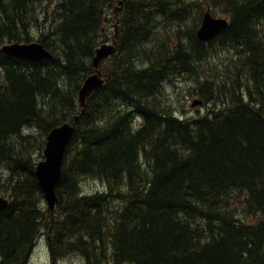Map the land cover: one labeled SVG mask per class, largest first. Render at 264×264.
Here are the masks:
<instances>
[{
  "label": "trees",
  "instance_id": "obj_1",
  "mask_svg": "<svg viewBox=\"0 0 264 264\" xmlns=\"http://www.w3.org/2000/svg\"><path fill=\"white\" fill-rule=\"evenodd\" d=\"M46 1L0 0V188L10 201L0 210V264H28L44 231L56 260L264 264V0H123L118 11L121 0H58L34 35ZM208 7L230 25L203 42ZM161 22L181 30L164 37ZM109 26L118 50L83 114L79 90ZM36 40L53 59L2 53ZM218 50L235 56L214 66ZM184 74L199 83L205 115L181 119L162 105L164 82ZM65 122L76 131L51 214L35 170ZM88 179L105 189L85 193Z\"/></svg>",
  "mask_w": 264,
  "mask_h": 264
},
{
  "label": "water",
  "instance_id": "obj_2",
  "mask_svg": "<svg viewBox=\"0 0 264 264\" xmlns=\"http://www.w3.org/2000/svg\"><path fill=\"white\" fill-rule=\"evenodd\" d=\"M120 7L118 10L123 8V0L120 1ZM230 22L227 18H216L212 14V10L209 7L204 14L201 26L197 31V37L200 41L208 42L220 33L228 29ZM117 32L116 37L112 43L102 44L97 50L93 57V66L95 72L88 76L83 82L79 90V101L83 108V114L86 111L87 101L97 91H99L104 83L102 72L100 70L101 63L114 55L118 50L117 44ZM2 53L8 57L28 60L32 62H41L45 60L53 59L54 55L51 51L47 50L43 44L39 42L32 43H10L5 44L1 48ZM201 100H196L193 103V107L201 105ZM79 121V116L75 118V122ZM76 127L72 122H65L59 126L53 128L47 136L46 147L44 150V159L40 161L35 170L36 177L39 184L44 191L45 201L48 208L53 214L58 206L60 200L57 195V187L61 181L63 174L64 157L67 147L74 136ZM10 201L4 196H0V210H5L9 207Z\"/></svg>",
  "mask_w": 264,
  "mask_h": 264
},
{
  "label": "rangeland",
  "instance_id": "obj_3",
  "mask_svg": "<svg viewBox=\"0 0 264 264\" xmlns=\"http://www.w3.org/2000/svg\"><path fill=\"white\" fill-rule=\"evenodd\" d=\"M58 6V0H48L43 2L38 7L40 26H35L33 29L34 35H38L41 30H44V25L49 27L51 25L52 15L56 11ZM212 13L216 18L226 17L217 9H212ZM49 19V20H48ZM48 21L47 23H44ZM158 27V32H160L164 37L170 36L173 38L177 31H180L178 27V23H167L161 22ZM190 29L189 23L184 25V31L188 32ZM114 39V30L111 26L108 28V32L104 35L102 41L103 43H111ZM37 42V40H36ZM101 43V44H103ZM100 44V45H101ZM235 54L228 53L227 51L218 50L214 54V58L211 60L212 65L218 66L222 65ZM1 72V69H0ZM206 75L214 76V70H205ZM208 76H204L206 80ZM1 83V78H0ZM198 82L194 77L188 76L186 74L180 76H174L171 79L167 80L163 84L162 94L160 95V100L162 105H166L172 109V112L180 117L181 119H191L193 117H197L199 115H205L209 110V105L203 103L201 105L193 107V103L196 100H203L200 96L195 94L196 88L198 87ZM139 119L136 120V124H139ZM25 134L27 133H35L33 129L25 130ZM44 157H41L39 160L42 161ZM38 162V163H39ZM82 189L85 193H92L96 191H101L105 189V184L99 180L88 179L82 183ZM0 196H4L8 198V196L2 193L0 188ZM45 206L47 209L48 205L45 201ZM47 235V232L44 231ZM45 235V236H46ZM29 264H53V260L51 259L49 245L46 241V237L40 236L38 241L36 242L34 249L30 255ZM56 264H85L84 259L77 254L68 256L66 258H61L57 260Z\"/></svg>",
  "mask_w": 264,
  "mask_h": 264
},
{
  "label": "flooded vegetation",
  "instance_id": "obj_4",
  "mask_svg": "<svg viewBox=\"0 0 264 264\" xmlns=\"http://www.w3.org/2000/svg\"><path fill=\"white\" fill-rule=\"evenodd\" d=\"M42 235H43V237H46V241H47V243H48V245H49V249H50L51 259L53 260V264H56V263H57V260H56V258L54 257V255L52 254V252H51V248H50V244H51V242H52V237H51V235L48 234V233H47V235H46L44 232H41V233L39 234L38 238H39L40 236H42ZM45 235H46V236H45ZM38 238H37L36 242L38 241ZM36 242H35V244H36ZM35 244H34V246H35ZM34 246H33V249H34ZM33 249H32V251H33ZM32 251H31V253H32Z\"/></svg>",
  "mask_w": 264,
  "mask_h": 264
},
{
  "label": "bare ground",
  "instance_id": "obj_5",
  "mask_svg": "<svg viewBox=\"0 0 264 264\" xmlns=\"http://www.w3.org/2000/svg\"><path fill=\"white\" fill-rule=\"evenodd\" d=\"M117 8H118V7H117ZM111 43H112V42H111ZM103 44H105V43H103ZM101 45H102V44H101ZM101 45H99V47H100ZM99 47H98V48H99ZM98 48H97V49H98ZM97 49H96V50H97ZM95 54H96V53H95ZM110 57H111V56H110ZM110 57H109V58H110ZM109 58H108V59H109ZM106 60H107V59H106ZM106 60H104V61H106ZM104 61H103V62H104ZM103 62H102V63H103ZM102 63H101V65H102ZM101 65H100V66H101ZM28 264H29V263H28Z\"/></svg>",
  "mask_w": 264,
  "mask_h": 264
}]
</instances>
